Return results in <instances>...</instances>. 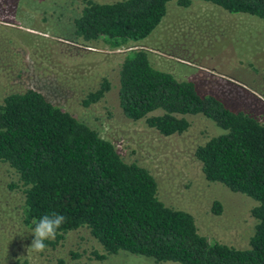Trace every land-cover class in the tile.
<instances>
[{
  "label": "trees",
  "instance_id": "16d2710c",
  "mask_svg": "<svg viewBox=\"0 0 264 264\" xmlns=\"http://www.w3.org/2000/svg\"><path fill=\"white\" fill-rule=\"evenodd\" d=\"M173 1L183 8L193 2L85 0L73 36L85 46L103 40L119 50L149 38ZM202 1L264 20V0ZM149 55L133 49L121 64L118 95L124 116L145 120L165 137L187 132L189 117L197 115L222 130L198 146L195 157L209 182L257 203L250 247L238 249L201 235L192 214L161 201L149 169L125 161L111 141L34 89L10 93L0 102V163L14 175L11 189L24 196V224L54 236L53 246L87 229L105 252L99 259L126 252L157 263L264 264V124L216 96L202 95L193 82L154 68ZM110 88L105 80L83 105L99 103ZM213 211L220 215L222 204L215 202Z\"/></svg>",
  "mask_w": 264,
  "mask_h": 264
},
{
  "label": "rangeland",
  "instance_id": "374dc122",
  "mask_svg": "<svg viewBox=\"0 0 264 264\" xmlns=\"http://www.w3.org/2000/svg\"><path fill=\"white\" fill-rule=\"evenodd\" d=\"M192 1L189 8L170 2L149 38L113 50L103 40L85 46L74 38L73 21L85 0H0V102L10 93L41 92L111 141L125 161L149 169L161 201L192 214L201 235L248 249L257 203L209 182L195 157L198 146L222 130L197 115L189 117L187 132L165 137L145 120L127 119L119 105L124 57L130 50L145 49L154 68L193 82L202 95L216 96L264 124V20ZM105 80L111 86L106 96L84 106L86 96ZM10 170L0 163V264H174L126 252L99 259L105 252L87 229L51 245L54 236L24 224V196L11 189ZM215 202L222 204L220 215L213 211Z\"/></svg>",
  "mask_w": 264,
  "mask_h": 264
}]
</instances>
